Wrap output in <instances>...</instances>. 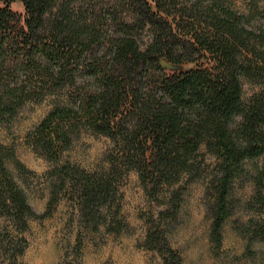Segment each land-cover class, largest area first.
<instances>
[{
	"label": "trees",
	"instance_id": "1",
	"mask_svg": "<svg viewBox=\"0 0 264 264\" xmlns=\"http://www.w3.org/2000/svg\"><path fill=\"white\" fill-rule=\"evenodd\" d=\"M0 1L1 122L25 101L40 99L48 86L74 85L79 61L100 44L101 34L97 23L76 18L67 1L56 5L55 0H20L25 16L15 33L11 23L20 21L9 7L14 0ZM151 2H142L140 21L123 22L117 35L108 36L104 67L86 65L97 82L94 89L81 88L72 106L53 107L34 130L31 144L56 158L58 145L68 146L81 126L113 142L108 171L86 174L64 167L58 175L64 186V176L73 173L70 181L87 216L106 202L111 207L113 183L121 171H136L150 194L183 176L187 183L197 180L203 162L199 150L204 147L216 159L207 192L213 199L211 238L218 242L229 212L231 182L245 160L259 157L263 163L252 178V200L264 215V90L244 100L241 82L242 77H264V29L248 27V17L221 0L180 7L176 0ZM171 9L176 15L170 20L156 18L164 12L171 15ZM135 24L150 26L147 42L137 37ZM9 40L17 54L12 65L13 59L4 56ZM161 59L173 64L204 59L206 66L168 75ZM148 70L158 75L150 71L144 77ZM3 150L0 145V210L24 228L35 213L6 168L8 154ZM179 197L178 189L171 191L169 208L158 213L159 219L172 216ZM149 224L154 231H148L145 244L160 251L156 243L163 242V232L154 221Z\"/></svg>",
	"mask_w": 264,
	"mask_h": 264
},
{
	"label": "rangeland",
	"instance_id": "2",
	"mask_svg": "<svg viewBox=\"0 0 264 264\" xmlns=\"http://www.w3.org/2000/svg\"><path fill=\"white\" fill-rule=\"evenodd\" d=\"M55 1L56 5L67 1L76 18L97 23L101 42L82 56L85 61H79L74 85L48 86L40 99L25 101L13 115L4 114L0 122V145L8 154L5 166L35 213L20 228L0 210V264H264V215L252 200L255 194L252 178L262 166L263 157L245 160L233 178L227 199L229 212L220 227L218 242L211 238L213 199L207 192V183L216 172V159L204 147L199 150L203 162L197 180L187 183L183 176L172 186L150 194V187L146 189L141 184L136 171H121L113 183L111 207L106 202L90 216L81 212L74 183L70 181L73 173L69 171L70 176H64L66 180L61 186L60 170L75 168L86 174L108 171L113 142L80 125L71 135L69 145L59 144L56 158H51L32 146L33 132L53 107L72 106L78 92L94 89L97 82L86 65L104 67L109 59L108 36L117 35L123 22L140 21L144 0ZM209 1L200 0L204 5ZM221 1L247 16L248 27L264 29V0ZM194 2L176 0L178 7ZM3 6L0 1V8ZM9 7L20 21L11 23L16 33L25 9L20 0H14ZM170 12L172 16L164 12L156 18L170 20L176 15L174 10ZM134 32L142 43L152 35L150 26L140 28L135 24ZM9 43L11 47L4 56L9 55L7 59L14 61L17 54L11 40ZM202 64L206 66L204 59L175 64L173 69L164 68V73H179ZM150 71L142 75L145 77ZM152 73L158 75L156 71ZM241 82L244 100L264 90V77H242ZM176 189L180 195L176 209L171 210L172 216L159 219L158 213L169 208L170 193ZM151 221L159 224L163 232V242L156 243L162 247L160 251L148 249L145 244L148 231H154Z\"/></svg>",
	"mask_w": 264,
	"mask_h": 264
},
{
	"label": "water",
	"instance_id": "3",
	"mask_svg": "<svg viewBox=\"0 0 264 264\" xmlns=\"http://www.w3.org/2000/svg\"><path fill=\"white\" fill-rule=\"evenodd\" d=\"M160 65H161L163 68H169V69H173V68L176 67L175 64L170 63V62H168V61L165 60V59H161V60H160Z\"/></svg>",
	"mask_w": 264,
	"mask_h": 264
}]
</instances>
